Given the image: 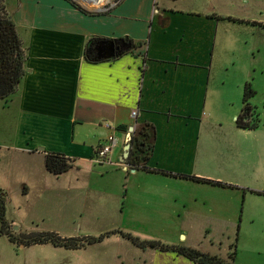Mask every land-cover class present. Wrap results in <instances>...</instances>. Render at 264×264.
I'll list each match as a JSON object with an SVG mask.
<instances>
[{
    "label": "crops",
    "instance_id": "0c3cea01",
    "mask_svg": "<svg viewBox=\"0 0 264 264\" xmlns=\"http://www.w3.org/2000/svg\"><path fill=\"white\" fill-rule=\"evenodd\" d=\"M6 10L20 39L23 75L16 90L1 99V104L4 109L15 111L18 121L14 154L27 153L33 158L30 167L38 171V178H26L20 183L21 194L34 192L40 197L36 193L39 190L46 191L50 201H81L77 205L80 211L70 222L82 228L95 224L101 227L112 221L111 207L103 204L102 198L112 186L117 190L118 183L124 187V200L114 209L119 220L131 215L127 214L131 206L138 208L142 201L150 206V211L167 214L173 206L157 205V192L161 199L177 193L179 198L172 200L179 205L176 216L200 218L204 234L241 229L243 222L264 217V209H260L264 207V81L249 83L252 96L247 101L261 124L253 129L235 124L238 130L252 135L255 156L249 164L262 183L252 184L249 178L215 177L199 172L197 166L205 160V137L214 129L211 117L205 118L207 114L211 116L213 103L231 104L232 108L236 104L232 112L234 123L242 108L247 80H214L220 78L216 72L222 68L249 67L264 74V32L256 31L264 29V0H120L108 10L93 12L70 0H20L11 11ZM240 29L248 33L242 36ZM93 36H129L135 48L116 59L89 63L84 59V47ZM243 41L245 46L240 44ZM255 52L260 54L259 59ZM208 106L209 113H205ZM132 110L137 111L135 118L131 116ZM144 120L155 129L147 167L171 174L131 170L120 162L129 128L134 129L135 122ZM108 121L112 122V126L108 123L110 128L116 129L117 146L109 163L96 164L92 155L110 131L105 126ZM120 126L123 128L118 129ZM60 135L62 144L43 140L49 136L57 141ZM47 151L69 156L73 166L59 175L48 172L44 166ZM260 161L262 165L257 166ZM230 172L234 177V169ZM243 172L253 175L250 170ZM0 175V191L5 194L8 184L12 186L14 182L13 167L2 168ZM202 187L207 191L231 192L226 194L227 200L222 194L196 196L195 192ZM234 193L242 197L241 211L237 210L235 215L240 197L236 196L234 203ZM88 204H97L99 208L92 210ZM10 205L5 197L7 221L17 224V233H27L29 230L17 223ZM188 228L183 220L162 232L181 234ZM148 239L187 247L183 240L153 236ZM105 240L106 237L86 245L87 249L96 250ZM21 245L16 246L0 233V264H7L6 255L13 259L12 253L25 247ZM127 249H120V264H124L123 259H131L133 264H198L171 250L135 245V250L128 254Z\"/></svg>",
    "mask_w": 264,
    "mask_h": 264
},
{
    "label": "rangeland",
    "instance_id": "374dc122",
    "mask_svg": "<svg viewBox=\"0 0 264 264\" xmlns=\"http://www.w3.org/2000/svg\"><path fill=\"white\" fill-rule=\"evenodd\" d=\"M19 1L20 0H4L6 9L11 11L12 7H14ZM70 1L82 4L91 12L98 10L96 7L82 3L81 0ZM234 28L236 27L234 26ZM248 30L250 29L248 28ZM256 31L264 32V29H256ZM239 32L242 36L248 33L241 29ZM255 43L259 44V41L256 40ZM240 44L245 46L246 43L243 41L240 42ZM246 49L247 48H245V50ZM255 55H257L256 52ZM256 58L259 59L260 54H258ZM216 73H218L220 78L214 80H220L223 78L230 82V80L234 78V83H240L242 78L245 81L247 80V83L264 81V74H262L261 70L258 68L255 70H249V67L247 69L230 67L229 69L222 68V70H219ZM1 102L3 101L0 99V173L2 168L13 167L15 175L14 182L12 186L8 184V191L5 193V197H7V200L11 203L10 209L12 210L13 215L17 217V223L23 226L25 230H29L26 231L27 233L55 231L62 237H67L68 235L81 237V235L98 236L104 233L103 231L120 230L129 233L132 236H136L141 240H143V238L148 239L150 236H153L156 239H173L175 241L177 239L178 241L183 240L185 241V245L189 248L210 255H215L224 260H228L229 253L235 247V264H264V227H262L264 224V217L257 218L255 222H243L241 229L234 227V229L225 232L204 234L201 232L202 228L200 224L202 223L200 222V218H183L182 216H176L178 214L177 208L179 205H174L175 203L172 200L179 198L177 193H175L174 196L171 195V197L168 196L165 199H161L158 197L161 196V193L157 192L156 196H154L157 205L161 203L172 204L173 206V209L171 208V211L167 214L165 212H159L160 210L150 211V206L146 207V204L144 205L142 201L141 206L138 208L136 206L133 209L134 205L131 206L130 209H132V211L129 212V209L127 212V214L131 213V215L126 217L123 216L121 220H119L114 209H116L124 200V187L121 188L118 183L117 190L112 186L113 189L107 190L105 197L102 198V203H108L111 207L110 212L114 214L112 221L108 220L106 222L107 224L101 227L100 224H95L94 226H85V228H82L76 227L75 224L70 222L72 216L80 211L77 205L81 204V201H72L68 202V204L64 200L50 201L47 200L49 198L48 193L39 190L36 191V193L40 194V197L36 196L34 192L29 195L21 194L19 190L21 187L20 183L26 178L31 180L38 178V171L30 167L33 158L27 153L21 152L17 155L14 154L12 146L18 145L16 144L18 121L16 120L15 111L4 109ZM235 106L236 104H234V108H232L233 105L231 104L219 102L213 103L211 116L208 114L205 115L206 119L211 117L212 122L214 123V129L210 133L208 132L205 137L203 151L206 153L207 157L205 156V160L201 159L202 161L197 164L198 171L223 179L233 178L236 180H243L249 178L252 181V184L262 183V178L256 177L257 171L253 172L249 164L255 156L253 154L255 150L252 147V135L249 132L238 130L235 126L232 114L233 110L235 111ZM209 109L210 106L206 108L205 113H209ZM254 121L257 122V125L261 124V121L259 122L255 118ZM107 123H110L111 125L112 122L108 121ZM58 130H61L60 133L63 134L64 130L62 127ZM61 136L62 135H60V138L57 141H54V138L49 136H44L43 140L45 142L47 141L49 144L55 142L62 144ZM19 143L22 144L21 141ZM256 165L261 166L262 162L260 161ZM115 168L118 167H112L113 170ZM233 169L234 177L230 172ZM248 170L253 172L252 176L243 172ZM44 174H46V172ZM230 192L231 191L215 189L207 191L202 187L200 191L195 192V195L200 196L207 194L208 196L215 195L217 197L218 194H222V198L227 200V197L225 196ZM236 196L240 197V199L237 203L234 215L237 210L239 212L241 211L242 197L241 195H236V193H234V203L237 201ZM248 197L249 195L247 194L246 198ZM228 206L230 207V205ZM88 207L92 210H96L99 208V205L88 204ZM244 207H246V204ZM140 208L141 210H139ZM260 209H264V207L261 206ZM11 210L9 211L11 212ZM183 220L186 227H189L188 229H185V233L178 234V232H162V230H167V227L171 228L172 225L178 226L182 224ZM238 221H241V217ZM167 224H169V226H167ZM14 226H18L17 224L12 225V233L15 234L17 233V228L15 229ZM103 228L107 229L102 230ZM143 230L145 232H143ZM182 235L184 236V239L182 238ZM126 247H128V254L135 250V244L131 243L120 234L113 233L106 237V240L102 245H97L95 247L96 250L87 249V246L85 248L74 250L64 247H55L50 243H45L19 247V249H16L11 255L13 259H9L7 255L5 257L8 260L7 264H120V249L122 250ZM123 263L133 264L131 259L128 261L123 259Z\"/></svg>",
    "mask_w": 264,
    "mask_h": 264
},
{
    "label": "trees",
    "instance_id": "16d2710c",
    "mask_svg": "<svg viewBox=\"0 0 264 264\" xmlns=\"http://www.w3.org/2000/svg\"><path fill=\"white\" fill-rule=\"evenodd\" d=\"M70 2L74 4V2ZM227 19L236 21V19L233 18ZM105 42H112L114 46L113 57L108 60L116 59L135 48V43L129 36L113 39L93 36L89 38L85 44L84 59L89 63L107 61L97 55V48ZM22 75L23 52L20 39L17 35L14 22L6 10L4 0H0V99L7 98L16 90ZM249 89V83H246L244 85L242 97V108L235 118L236 126L243 129H253L257 126V122L254 121V118L256 120L257 118L254 116L252 108L247 102L248 98L252 96V91ZM122 128L123 126L118 127V129ZM154 139L155 129L151 122L147 120L135 122L134 129L130 137L131 147L126 164L130 169H142L171 174L167 171L150 169L147 167V162L152 156ZM44 166L48 172L54 175H59L73 166V159L60 152L47 151L44 154ZM178 176L188 177L198 181H208L206 179L188 175L179 174ZM217 184L223 185V183L220 182H217ZM11 228L12 225L7 221L5 216V194L0 191V233L5 235L8 240L16 246H19L20 244L27 246L32 244L50 243L55 247L76 249L100 242L108 235L116 233L128 239L131 243L138 247L156 248L162 251H175L176 253L184 255L198 264H234L233 262L235 258V247L229 253L228 260H224L215 255L199 252L189 247L167 245L157 240H141L138 237L132 236L131 234L120 230L107 231L98 236L62 237L53 231L14 234L12 233Z\"/></svg>",
    "mask_w": 264,
    "mask_h": 264
},
{
    "label": "built area",
    "instance_id": "2783aa9c",
    "mask_svg": "<svg viewBox=\"0 0 264 264\" xmlns=\"http://www.w3.org/2000/svg\"><path fill=\"white\" fill-rule=\"evenodd\" d=\"M120 0H81L82 3L98 8L100 11H105L115 6ZM137 111L132 110L131 116L136 117ZM105 126L110 130L102 143L94 150L92 161L96 164L109 163L113 150L117 146L116 129L110 128L108 123Z\"/></svg>",
    "mask_w": 264,
    "mask_h": 264
},
{
    "label": "water",
    "instance_id": "95a60500",
    "mask_svg": "<svg viewBox=\"0 0 264 264\" xmlns=\"http://www.w3.org/2000/svg\"><path fill=\"white\" fill-rule=\"evenodd\" d=\"M113 54H114V46H113V43L112 42H105V43H102L98 48H97V55L98 57L100 58H103L104 60H108L110 58L113 57ZM133 132V127L131 126L129 128V131L127 133V140H126V144L124 146V150H123V153L120 157V162L126 164V161H127V157H128V154H129V150H130V147H131V144H130V137H131V133ZM131 170H134L133 168H131ZM14 228L16 229L17 227L14 226ZM22 246V245H21Z\"/></svg>",
    "mask_w": 264,
    "mask_h": 264
}]
</instances>
